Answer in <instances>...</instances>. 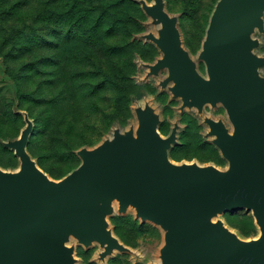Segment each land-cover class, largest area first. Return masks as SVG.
Instances as JSON below:
<instances>
[{
	"label": "water",
	"instance_id": "water-1",
	"mask_svg": "<svg viewBox=\"0 0 264 264\" xmlns=\"http://www.w3.org/2000/svg\"><path fill=\"white\" fill-rule=\"evenodd\" d=\"M147 12L162 25L155 43L164 55L152 70L168 68V80L186 104H223L233 135L220 121L210 124L230 170L170 165L175 132L162 138L149 109L140 115L136 135L116 131L99 147L79 150L80 165L54 181L26 150L29 124L9 142L21 169H0V264H72L66 246L72 234L85 244H107L108 252L123 249L106 222L115 198L121 211L133 205L138 217L166 230L162 264H264V78L257 72L264 59L250 52L264 0H218L200 54L208 77L188 60L164 1L155 0ZM243 208L253 212L261 238L239 241L210 220Z\"/></svg>",
	"mask_w": 264,
	"mask_h": 264
},
{
	"label": "rangeland",
	"instance_id": "rangeland-1",
	"mask_svg": "<svg viewBox=\"0 0 264 264\" xmlns=\"http://www.w3.org/2000/svg\"><path fill=\"white\" fill-rule=\"evenodd\" d=\"M134 1L138 4L134 6V10L140 23V32L136 37L141 41L138 53L134 56V79L140 86L141 97L133 99L130 103L131 118L123 124H113L101 134L96 133L98 118L109 112L107 107L100 109L93 105L90 112L83 113L77 109L73 119L68 118L57 126L50 118L49 104L57 90L42 84L44 76L38 69L31 68V64H27L34 58L36 51L32 50V47L25 53L16 51L15 55L21 57L17 59L14 56L9 61L11 68L8 69L6 56L0 49L2 171L14 174L21 169V161L15 150L9 146V142L19 138L22 130L29 124L32 125V131L26 145L28 154L50 179L60 181L82 162L79 150H93L99 147L112 139L116 131L122 134L133 131L136 135L141 125L140 115L149 109L158 119V132L162 138H167L175 132L176 141L168 149L170 165L180 167L183 164H198L199 167L214 166L222 172L230 170L229 160L214 143L218 136L212 134L210 124V121H220L233 135L234 126L223 104H213L209 101L198 107L192 99L186 104L174 89L175 83L168 80V68L156 72L152 70V66L164 55L155 43V38L161 37L162 25L147 12V8L155 4V0ZM163 1L164 10L175 20L181 47L187 53L188 60L194 63L201 76L208 77L206 63L200 54L218 0ZM34 9V2L27 5L23 10L25 17L37 14L42 6ZM19 15L20 13L9 18L3 29L0 28V40L7 38V33L11 32L9 29L15 25L14 20L17 23L22 21ZM260 18L263 23L262 26L255 27L251 34L256 43L250 52L257 58L264 59V12ZM9 46L11 47L12 43ZM257 72L264 78V64L257 65ZM19 88L25 91V99L20 100ZM89 139L91 141L85 144ZM109 207L111 212L106 215L107 228L123 249L113 248L108 252L107 244L98 240L85 244L72 234L66 243L71 250L72 264H162L166 230L158 223L138 217L137 208L133 205L121 211L118 198L113 199ZM210 220L213 223L221 222V228L239 241L257 240L263 234L253 212L246 208L216 214L210 217Z\"/></svg>",
	"mask_w": 264,
	"mask_h": 264
},
{
	"label": "trees",
	"instance_id": "trees-1",
	"mask_svg": "<svg viewBox=\"0 0 264 264\" xmlns=\"http://www.w3.org/2000/svg\"><path fill=\"white\" fill-rule=\"evenodd\" d=\"M32 2L34 10L42 9L26 18L23 10ZM136 5L134 0H0V28L18 13L22 20H14L7 38L0 40L8 69L15 53L36 51L27 64L44 76L42 84L57 90L49 100L57 126L73 119L77 109L90 112L93 105L109 109L98 118L97 134L131 118L130 103L141 97L134 79L141 44ZM18 94L25 99V91L19 88Z\"/></svg>",
	"mask_w": 264,
	"mask_h": 264
},
{
	"label": "bare ground",
	"instance_id": "bare-ground-1",
	"mask_svg": "<svg viewBox=\"0 0 264 264\" xmlns=\"http://www.w3.org/2000/svg\"><path fill=\"white\" fill-rule=\"evenodd\" d=\"M212 217V216H211ZM218 224H220L221 225V227L223 226V224L221 223V222H218Z\"/></svg>",
	"mask_w": 264,
	"mask_h": 264
}]
</instances>
